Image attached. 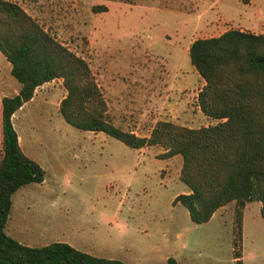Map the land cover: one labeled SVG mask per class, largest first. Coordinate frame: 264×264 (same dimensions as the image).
Returning <instances> with one entry per match:
<instances>
[{"label":"rangeland","instance_id":"rangeland-1","mask_svg":"<svg viewBox=\"0 0 264 264\" xmlns=\"http://www.w3.org/2000/svg\"><path fill=\"white\" fill-rule=\"evenodd\" d=\"M12 1L88 62L114 124L148 135L159 119L190 127L217 121L199 107L204 79L188 50L196 37L234 24L199 31L201 0ZM7 61L0 52V97L19 86ZM65 94L61 77L46 81L12 118L23 151L45 179L13 192L8 234L29 245L65 241L129 264H167L168 256L177 264H238L234 201L193 221L174 202L189 189L179 178L180 154L166 160L160 144L144 145L142 153L104 131L69 124L59 110ZM252 201L244 216L242 210L241 264H264V218Z\"/></svg>","mask_w":264,"mask_h":264},{"label":"trees","instance_id":"trees-1","mask_svg":"<svg viewBox=\"0 0 264 264\" xmlns=\"http://www.w3.org/2000/svg\"><path fill=\"white\" fill-rule=\"evenodd\" d=\"M0 52L19 84L16 93L1 97L0 264H129L65 241L24 244L5 230L13 192L45 177L43 167L22 150L12 114L32 98L38 85L55 77H61L66 88L59 110L69 124L104 131L133 148L160 144L164 157L182 156L179 178L189 191L178 193L174 202L184 204L193 221H206L218 207L234 201L237 237L233 254L241 264L245 203L261 201L264 218V31L228 28L218 35L193 39L189 58L204 79L198 104L217 121L190 127L159 119L148 135L111 121L88 62L16 1L0 0ZM167 264H177V260L168 256Z\"/></svg>","mask_w":264,"mask_h":264},{"label":"crops","instance_id":"crops-1","mask_svg":"<svg viewBox=\"0 0 264 264\" xmlns=\"http://www.w3.org/2000/svg\"><path fill=\"white\" fill-rule=\"evenodd\" d=\"M201 3L203 4V10L197 20V27L199 31H202V32H206L207 30L209 31L212 28H216L220 22H224V21H231L234 24V25H230L226 27L224 30L228 28H239L243 30H249L255 33L263 31L262 27L264 26V0H201ZM210 18L214 20L213 23H210ZM224 30L214 35H218ZM206 36H213V35L212 34L205 35V37ZM6 66L8 68V72L10 73V63L8 61L6 63ZM203 83H204V80L202 81L201 86L203 85ZM18 87L19 86H16L14 88V91L12 92L13 94L17 92ZM4 95H6V93L2 94V96ZM1 97H0V113H1ZM32 99H33V96L30 100L24 102L18 109H16L14 113L12 114V118L17 114L19 110H22L24 108L25 104L30 102ZM17 135H18L19 144L22 148L21 141H20V135L18 132H17ZM136 149L139 152L146 153L145 146L136 148ZM165 159L171 160V157L169 156ZM66 176L67 175H65V177ZM67 182H69V180H67ZM188 191L189 189L185 190V192H188ZM176 194L177 193H175V195ZM254 201H257L256 203H257V206L260 212L261 202L259 200H253L252 202ZM248 203L249 202H246L244 206L243 216L245 215V210L248 206ZM216 210L212 213V215H214L217 212ZM243 256L244 254L242 252L241 253L242 262H243Z\"/></svg>","mask_w":264,"mask_h":264}]
</instances>
